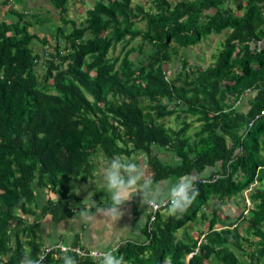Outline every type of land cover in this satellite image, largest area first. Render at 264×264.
<instances>
[{"label": "trees", "instance_id": "16d2710c", "mask_svg": "<svg viewBox=\"0 0 264 264\" xmlns=\"http://www.w3.org/2000/svg\"><path fill=\"white\" fill-rule=\"evenodd\" d=\"M69 1L52 0L62 24L51 38L33 31L52 19L32 7H13L12 19L0 20V264H104L105 256L61 251L41 259L40 225L85 207L74 205L82 200L73 192L94 177L98 157L140 153L154 184L197 173L199 194L183 214L160 212L151 231L145 226L146 241H127L114 256L124 264H264V116L249 126L264 110V47L256 45L264 0H149L148 8L94 0L82 21L68 17ZM226 29L207 67L182 52ZM174 56L181 69L170 76ZM183 114L197 116L193 135L186 117L179 128L166 122ZM255 182L250 215L227 213L224 206ZM197 219L208 228L178 235Z\"/></svg>", "mask_w": 264, "mask_h": 264}, {"label": "crops", "instance_id": "0c3cea01", "mask_svg": "<svg viewBox=\"0 0 264 264\" xmlns=\"http://www.w3.org/2000/svg\"><path fill=\"white\" fill-rule=\"evenodd\" d=\"M262 47H264V39L262 40ZM249 99L248 97L241 102L242 110L247 111L250 108ZM165 154L171 155L170 152H161L160 156L163 160H166L164 158ZM112 159L104 156L98 157L96 160L98 166L94 177L87 181H78L77 188L73 194L75 195L74 197H78L82 201H78L74 205L78 206L81 202L85 207L75 210L73 215L60 222H54L50 215L42 220L40 231L46 246L64 243L107 254L110 251H115L127 241L143 242L147 240L144 229L148 223V206L146 204L137 205L136 196H133L130 201L120 206L119 211L123 215L118 220L113 221L105 215V208L110 207V204L108 205L109 194L105 190L103 172ZM121 161L125 163L124 160ZM129 162L135 163L145 170L147 158L142 153L134 154L130 157ZM192 176L198 179L200 174L194 173ZM177 181L166 179L156 185L167 191ZM42 196L43 198L53 196L52 198L57 199L55 193L43 191ZM161 215L163 218H167L169 212L164 209ZM201 221L204 223L203 220ZM186 231L194 235L192 231L190 232L187 229Z\"/></svg>", "mask_w": 264, "mask_h": 264}, {"label": "rangeland", "instance_id": "374dc122", "mask_svg": "<svg viewBox=\"0 0 264 264\" xmlns=\"http://www.w3.org/2000/svg\"><path fill=\"white\" fill-rule=\"evenodd\" d=\"M6 0H0V20L8 19L11 20V17H6L7 11L11 8H24V7H32L30 11H34L41 15L43 18L50 17L52 19L51 22H47L46 24H38L33 27V31H37L41 37L44 35H48L50 38L49 32L52 27L57 24H62L60 20V14L58 10L53 6L52 0H9V2H5ZM142 1L146 4L147 8L151 5L149 0H135ZM94 0H70L67 4V15L69 18H78L79 21L84 20L88 16V9L94 6ZM12 16V15H11ZM144 26V24H140ZM68 26H71L70 24ZM228 29L223 30L221 33H212L206 36L203 41L197 45L190 46L187 49H182V52H186V56L190 59V61L196 65H200L202 67H207L213 61V54L218 53L223 47V42L226 38V32ZM141 41V38L135 39L129 47L137 46ZM55 42V41H54ZM38 48L43 49L42 44L38 42ZM123 43L119 44L113 54H121L122 53ZM128 47V48H129ZM151 48L150 44L146 45V49L149 50ZM138 56V52H133L131 54L132 58ZM195 65V66H196ZM181 69V64L178 60L177 56H174V59L168 65V71L170 76H173L175 72H178ZM186 119L190 122L194 121L192 128L189 131V134L193 135L194 132L198 129L200 123L196 122L197 116L194 115H182V117L178 118L176 115L170 116L166 118V122L168 125H172L175 128H179L182 126V121ZM166 160H172L173 156L169 154L164 155ZM125 163H129L130 157L124 158ZM174 162V161H173ZM175 181V179L172 178ZM258 182L253 183L245 192L239 194L238 197L233 198L227 205L224 206V210L231 214L234 218L241 212H244L248 217L250 215L252 209V200L250 193L258 187ZM47 197V196H46ZM53 197V196H52ZM208 209V208H207ZM201 215V213L199 214ZM245 221V220H244ZM248 224L247 221L243 223V227H246ZM217 228L221 227V224L216 225ZM208 222H202L201 219H197L193 222H189L185 227L181 228L178 232V235L181 237L184 235V230L192 231L195 236L198 235V231L201 229H207ZM251 249V248H250ZM253 249V248H252ZM261 264V263H257Z\"/></svg>", "mask_w": 264, "mask_h": 264}, {"label": "clouds", "instance_id": "9594fccd", "mask_svg": "<svg viewBox=\"0 0 264 264\" xmlns=\"http://www.w3.org/2000/svg\"><path fill=\"white\" fill-rule=\"evenodd\" d=\"M196 177L181 176L167 191L153 183L137 164L124 163L120 157H114L104 169L105 190L109 194L110 207L105 208V215L111 220H118L123 213L120 206L130 201L133 196L140 197V204L152 210H159L168 205L169 215L183 214L199 194L194 187ZM104 264H124V258H117L108 252Z\"/></svg>", "mask_w": 264, "mask_h": 264}, {"label": "built area", "instance_id": "2783aa9c", "mask_svg": "<svg viewBox=\"0 0 264 264\" xmlns=\"http://www.w3.org/2000/svg\"><path fill=\"white\" fill-rule=\"evenodd\" d=\"M256 45L257 47H259V49H261L262 41H259ZM263 116H264V110L256 114V116L249 123V126L252 127L255 124V122ZM167 207L168 205L162 206L159 210H152L151 208H148L149 231H151L154 228V223L157 221L159 213L162 212ZM56 251H61L63 253L73 252L78 254L80 257H84V258L92 257L94 259H101L106 255V253L100 251H90L74 245L56 243L53 245L45 246L44 251L41 254V259H44L48 253L56 252Z\"/></svg>", "mask_w": 264, "mask_h": 264}]
</instances>
